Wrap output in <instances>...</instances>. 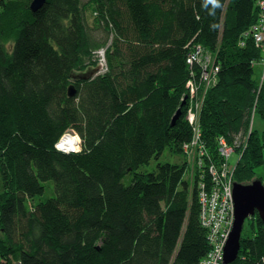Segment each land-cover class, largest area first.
<instances>
[{
	"label": "trees",
	"instance_id": "16d2710c",
	"mask_svg": "<svg viewBox=\"0 0 264 264\" xmlns=\"http://www.w3.org/2000/svg\"><path fill=\"white\" fill-rule=\"evenodd\" d=\"M31 1L0 0V264H203L187 116L201 102L205 153L217 165L219 140L235 146L234 180L251 184L264 162L257 0ZM105 48L102 73L73 78ZM197 52L218 68L210 87L203 64H187ZM68 131L78 152L56 148ZM166 150L182 162H159ZM49 181L54 196L36 202ZM231 264H264L257 214Z\"/></svg>",
	"mask_w": 264,
	"mask_h": 264
},
{
	"label": "built area",
	"instance_id": "2783aa9c",
	"mask_svg": "<svg viewBox=\"0 0 264 264\" xmlns=\"http://www.w3.org/2000/svg\"><path fill=\"white\" fill-rule=\"evenodd\" d=\"M257 6L260 9V14L257 22L249 28L248 34L252 36L257 45L263 46L264 51V2L257 0ZM198 61L203 64V81L206 87H210L218 68L212 64L209 56L202 55L200 52L191 55L187 59V64L191 65ZM104 66L100 67L97 73H102ZM194 93L195 90L192 89L191 94ZM200 107L201 102H198L195 105L196 111L193 112V109H190L187 116L189 124L194 127L193 140L190 144L184 146L189 166L187 179L189 180L190 188L196 185L198 189L201 205L200 221L207 231L210 246V251L204 258L203 264H223L224 248L234 223L231 177L234 174L236 164L231 165L229 159L233 153L237 152V148L229 145L224 139H220L218 153L221 161L217 165L213 163L209 155L205 153L200 139L197 121ZM65 138L68 139L64 140ZM236 141L241 142L239 138H236ZM80 144L81 141L76 136L66 134L56 145V148L63 153L78 152ZM195 169H197V174Z\"/></svg>",
	"mask_w": 264,
	"mask_h": 264
},
{
	"label": "water",
	"instance_id": "95a60500",
	"mask_svg": "<svg viewBox=\"0 0 264 264\" xmlns=\"http://www.w3.org/2000/svg\"><path fill=\"white\" fill-rule=\"evenodd\" d=\"M47 0H32L30 9L35 12L40 9ZM99 70V68L89 71L85 75L73 76V78H88ZM68 96L74 95L72 87L68 89ZM186 97H184L181 107L185 105ZM180 107V108H181ZM180 109L177 110L173 117V123L180 116ZM233 202H234V223L229 238L224 248L223 264L233 263L240 249V239L245 221L255 214L258 215L264 225V186L260 180H254L249 185L235 183L233 185Z\"/></svg>",
	"mask_w": 264,
	"mask_h": 264
},
{
	"label": "rangeland",
	"instance_id": "374dc122",
	"mask_svg": "<svg viewBox=\"0 0 264 264\" xmlns=\"http://www.w3.org/2000/svg\"><path fill=\"white\" fill-rule=\"evenodd\" d=\"M99 57L102 58V54H99ZM261 65V67L259 69V66ZM260 65H256L255 69H254V75L253 78L255 80H259L261 79L262 76H264V61L261 62ZM258 71H260V73H257ZM253 128L256 129L259 133H264V123L260 120V118H258L257 116L254 117L253 119ZM81 146V144H80ZM238 153L235 152L231 155L229 162L231 165H235L238 161ZM183 158L181 156H177V155H171L168 153V151L166 150L162 157L160 158L159 162H163V163H170V164H180L182 162ZM264 160V159H263ZM157 161L155 160H151L150 164L148 166H145L142 168V171H151L155 166H156ZM235 171V170H234ZM195 173L197 174V169H195ZM254 176L255 179L254 180H260L262 182V185L264 186V162L260 167H257L254 171ZM231 182L232 185H234L236 182L234 180V174L231 177ZM45 185V192L42 196L37 197L35 200L36 202L39 200H46L48 198H51L54 196V186L53 183L51 181L44 183ZM254 217V216H253ZM252 218V217H251ZM244 228V227H243Z\"/></svg>",
	"mask_w": 264,
	"mask_h": 264
},
{
	"label": "bare ground",
	"instance_id": "6f19581e",
	"mask_svg": "<svg viewBox=\"0 0 264 264\" xmlns=\"http://www.w3.org/2000/svg\"><path fill=\"white\" fill-rule=\"evenodd\" d=\"M105 53H106V48L105 49H103V50H100L99 52H98V65H97V67L95 68V69H97V68H100V67H103L104 65H105ZM99 54H102V58H100L99 57ZM95 69H89V70H87V72H85V73H83L82 75H85V74H87L90 70L91 71H93V70H95ZM95 74V73H94ZM93 74V75H94ZM77 76H79V75H77ZM92 76V75H91ZM91 76H89V77H91ZM88 77V78H89ZM74 79H83V78H80V77H77V78H74ZM84 79H86V78H84ZM66 134H69V135H74V136H76L78 139H80L79 138V136L76 134V133H74L73 131H68V132H66V133H64L62 136H61V138L59 139V141L66 135ZM70 138V137H69ZM68 138H65L64 140H67ZM59 141L57 142V144L59 143ZM56 144V145H57Z\"/></svg>",
	"mask_w": 264,
	"mask_h": 264
},
{
	"label": "crops",
	"instance_id": "0c3cea01",
	"mask_svg": "<svg viewBox=\"0 0 264 264\" xmlns=\"http://www.w3.org/2000/svg\"><path fill=\"white\" fill-rule=\"evenodd\" d=\"M260 64H261V63H259L258 65H260ZM260 67H261V65H260L258 68H256V67H255V68H256V69H259ZM257 73H260V71H258ZM263 77H264V76L261 77L260 81L263 79ZM252 123H253V121H252ZM252 126H253V124H252Z\"/></svg>",
	"mask_w": 264,
	"mask_h": 264
}]
</instances>
